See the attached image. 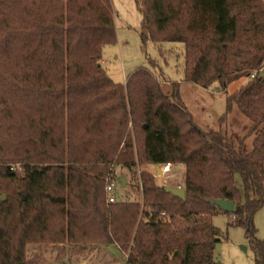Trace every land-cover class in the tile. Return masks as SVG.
I'll return each mask as SVG.
<instances>
[{
	"label": "trees",
	"instance_id": "1",
	"mask_svg": "<svg viewBox=\"0 0 264 264\" xmlns=\"http://www.w3.org/2000/svg\"><path fill=\"white\" fill-rule=\"evenodd\" d=\"M135 1L144 44L184 45L185 82L226 91L248 77L220 121L237 110L247 134L200 129L178 84L166 93L149 68L115 84L101 63L117 42L110 0H0V264H33L27 248L40 244L115 246L125 264H216L218 200L236 204L264 264L253 226L264 206V77L250 79L264 67V3ZM167 163L185 167V200L142 173L140 199L108 203L112 166Z\"/></svg>",
	"mask_w": 264,
	"mask_h": 264
},
{
	"label": "rangeland",
	"instance_id": "2",
	"mask_svg": "<svg viewBox=\"0 0 264 264\" xmlns=\"http://www.w3.org/2000/svg\"><path fill=\"white\" fill-rule=\"evenodd\" d=\"M116 22L117 42L107 45L102 51V67L106 75L115 83L124 85L134 71L141 67L155 72L166 93L172 92V84H178L180 96L187 107L195 125L205 132L220 130L238 134L240 138L247 134L250 121L234 110L229 120L222 125L221 120L227 112V96L238 91L249 81L248 77L232 84L226 91H220L217 85L208 89L184 81L185 48L181 43L166 42L157 44L141 38L143 17L135 0H110ZM264 3V0H262ZM254 137L247 139L252 148ZM141 144H139L140 147ZM116 183L115 194L118 200L132 201L140 199L135 189L142 173L153 174L159 186L172 187L185 176V167L175 165L167 175L155 176L154 167L138 164L128 170L122 166H112ZM125 178L123 187L120 179ZM107 181V180H106ZM237 184L242 187L240 178ZM7 194L0 193V197ZM231 214L214 209L212 224L218 233V242L214 248L216 264H255V254L251 240L246 237L247 228L238 225ZM254 238L264 242V206L253 217ZM28 259L33 264H125L126 256L115 246H52L50 244L30 245L27 248Z\"/></svg>",
	"mask_w": 264,
	"mask_h": 264
},
{
	"label": "water",
	"instance_id": "3",
	"mask_svg": "<svg viewBox=\"0 0 264 264\" xmlns=\"http://www.w3.org/2000/svg\"><path fill=\"white\" fill-rule=\"evenodd\" d=\"M154 169L156 171L155 176H160L161 175V168L160 166H154ZM120 183L124 187L126 185V180L125 178L120 179ZM165 191L168 194H171L181 200H185V194L186 190L183 187H168L164 186ZM213 205L217 207L221 212L227 213V214H233L235 211L236 204L233 202H229L226 200H218L213 202Z\"/></svg>",
	"mask_w": 264,
	"mask_h": 264
},
{
	"label": "built area",
	"instance_id": "4",
	"mask_svg": "<svg viewBox=\"0 0 264 264\" xmlns=\"http://www.w3.org/2000/svg\"><path fill=\"white\" fill-rule=\"evenodd\" d=\"M257 77H264V67L252 73L250 79H256ZM160 168H161V175H167L173 171L174 166L171 163H167L163 166H160ZM115 188H116L115 181L111 178L107 179L105 191L107 194L108 203H115L117 201ZM162 216H164V214H162ZM148 218L150 219L152 218V216L149 215Z\"/></svg>",
	"mask_w": 264,
	"mask_h": 264
},
{
	"label": "crops",
	"instance_id": "5",
	"mask_svg": "<svg viewBox=\"0 0 264 264\" xmlns=\"http://www.w3.org/2000/svg\"><path fill=\"white\" fill-rule=\"evenodd\" d=\"M148 166L152 167L151 165H148ZM173 166H175V165H173ZM172 187H183V188H185V176L183 177V179L181 181H177L175 183V185Z\"/></svg>",
	"mask_w": 264,
	"mask_h": 264
}]
</instances>
